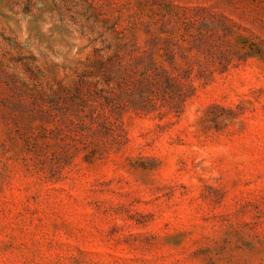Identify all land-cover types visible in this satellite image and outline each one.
<instances>
[{
    "label": "rangeland",
    "instance_id": "1",
    "mask_svg": "<svg viewBox=\"0 0 264 264\" xmlns=\"http://www.w3.org/2000/svg\"><path fill=\"white\" fill-rule=\"evenodd\" d=\"M0 264H264V0H0Z\"/></svg>",
    "mask_w": 264,
    "mask_h": 264
}]
</instances>
